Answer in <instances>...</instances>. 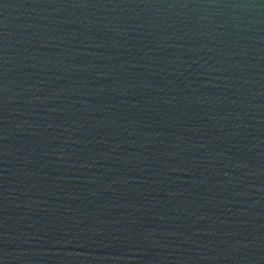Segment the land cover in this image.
I'll return each mask as SVG.
<instances>
[{"label": "water", "instance_id": "obj_1", "mask_svg": "<svg viewBox=\"0 0 264 264\" xmlns=\"http://www.w3.org/2000/svg\"><path fill=\"white\" fill-rule=\"evenodd\" d=\"M0 264H264V0H0Z\"/></svg>", "mask_w": 264, "mask_h": 264}]
</instances>
